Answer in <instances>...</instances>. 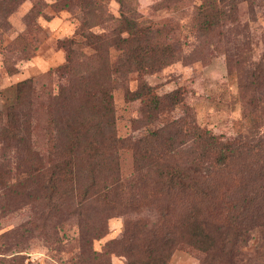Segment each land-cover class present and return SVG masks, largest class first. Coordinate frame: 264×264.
Wrapping results in <instances>:
<instances>
[{
  "label": "trees",
  "instance_id": "1",
  "mask_svg": "<svg viewBox=\"0 0 264 264\" xmlns=\"http://www.w3.org/2000/svg\"><path fill=\"white\" fill-rule=\"evenodd\" d=\"M23 1L0 0V16L11 15ZM31 1L27 16L33 19L47 5ZM102 1L54 0L51 5L83 16L68 39L65 63L57 68L63 79L57 92L42 98L32 80L20 81L15 101L4 116L0 113V190L17 202L27 198L35 204L40 225H30L45 237L49 233L47 239L63 223L74 222L80 264H109L92 242L107 233L108 220L116 216L124 219L123 234L105 248L126 264H167L181 244L204 254L199 264H238L254 232L264 239V50L252 70L237 77L247 120L237 137L214 135L189 113L171 116L183 105L180 92L157 95L144 82L125 96L140 100L142 119L153 127L137 138L120 137L114 83L132 72L153 73L172 64L179 47L168 35L172 29L140 16L136 0H115L118 17ZM199 1L188 28L193 38L232 22L229 12L242 0ZM81 43L92 50L83 62L71 47ZM112 51L118 52L115 59ZM39 129L44 144L34 141ZM122 149L133 157L126 178L120 173ZM146 213L154 217L149 220ZM20 229L1 238H16ZM13 248L12 257L1 254L0 264H23L22 247L14 243Z\"/></svg>",
  "mask_w": 264,
  "mask_h": 264
},
{
  "label": "rangeland",
  "instance_id": "2",
  "mask_svg": "<svg viewBox=\"0 0 264 264\" xmlns=\"http://www.w3.org/2000/svg\"><path fill=\"white\" fill-rule=\"evenodd\" d=\"M137 12L144 19L171 30L179 47L176 60L153 73L132 72L114 83L113 107L116 132L120 137H139L152 128L141 116L140 100L128 101L126 91H136L144 82L152 92L163 95L178 90L183 105L177 107L171 116L192 115L197 124L214 135L237 137L247 125L239 101L238 75L241 71L252 70L264 50V0H242L235 11L229 12L232 22L206 36L193 38L188 29L194 15V7L199 0H136ZM46 7L36 18L27 16L32 6L31 0H24L6 18L0 16V24L7 23L0 32V113L4 116L7 106L15 101V86L18 82L30 79L42 98L56 93L63 79L57 68L65 63L68 39L80 23L81 12L60 11L52 8L54 0H43ZM162 2V3H161ZM102 3L114 16H119V5L115 0ZM92 31H100L94 28ZM192 35V37H190ZM195 36V35H194ZM17 40L4 51L8 42ZM78 53V61H86L92 50L85 44H73ZM118 52L112 51V59ZM241 59L246 63L238 66ZM13 69V72H8ZM159 124H156L158 126ZM41 124L39 125L40 128ZM42 127V126H41ZM42 135V136H41ZM37 144H44L43 131L34 136ZM132 153L128 149L119 152L120 173L123 178L131 175ZM35 204L24 198L17 202L12 195L0 190V257H12L17 247H22L19 255L23 264H80L76 259L79 252L77 231L74 222L63 223L57 235L44 236L42 230H33L30 223L35 221ZM143 216L149 220L154 214ZM20 229L16 238L3 239V233ZM29 232L25 233L24 230ZM124 231V219L116 216L108 220L107 233L92 242L93 250L105 253L109 264H126L124 257L110 254L105 248L107 242L119 239ZM56 232V231H55ZM5 246L10 251L6 252ZM238 264H264V239L254 232L246 247L241 249ZM204 254L193 247L181 244L171 254L167 264H199Z\"/></svg>",
  "mask_w": 264,
  "mask_h": 264
}]
</instances>
